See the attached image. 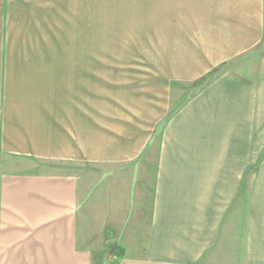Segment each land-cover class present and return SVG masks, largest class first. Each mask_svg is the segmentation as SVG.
<instances>
[{"label":"crops","instance_id":"0c3cea01","mask_svg":"<svg viewBox=\"0 0 264 264\" xmlns=\"http://www.w3.org/2000/svg\"><path fill=\"white\" fill-rule=\"evenodd\" d=\"M107 3L154 16L153 53L100 55L97 26L69 19L100 0H0V264H212L245 203L230 264H264V0Z\"/></svg>","mask_w":264,"mask_h":264},{"label":"rangeland","instance_id":"374dc122","mask_svg":"<svg viewBox=\"0 0 264 264\" xmlns=\"http://www.w3.org/2000/svg\"><path fill=\"white\" fill-rule=\"evenodd\" d=\"M108 1L110 0H100L101 13L99 15L69 16V19H74L75 22L77 20L79 24L83 22L86 30L88 27H91V23L94 24V29L97 26L98 49L100 55L121 56L127 61L130 57H136L131 59V61L134 62L139 60V56L142 54L147 55L150 53V51L153 53L152 51L154 49H151L150 42L152 41L151 35L154 42L155 31H150V18H153L154 16L106 13L113 10L108 8L110 6L107 3ZM151 46L153 47L154 45L152 44ZM259 54H261V52H256L255 54L242 57L240 60L225 64L215 73L211 74L210 77L201 79L194 84H182L177 86L176 89L178 93L176 94L177 97H175V107L183 104L184 101H186L195 91L200 89L209 81L215 79V77H217L220 73L230 69L244 71L246 68H248V66L256 64L260 56ZM263 158L264 151L261 153L258 161H261ZM52 166L56 167L54 164H52ZM57 168L77 173L91 170V168L87 166H79L74 164L62 166L57 165ZM147 179H149V176H147ZM147 187L148 186H145V188L141 187V193L143 195H141V197L145 199L143 202L145 206L143 207L146 209L143 211V213H141L142 216H147V210H149L150 190ZM237 208L234 206L233 211L229 212L228 216L225 218L220 231L217 233L211 246L207 250L203 261L210 262L212 264H230L232 262L239 261L242 225L244 227V221L247 213L246 203L243 207V212L239 211L238 206ZM241 214L243 222H241ZM140 242L141 240H139V243ZM142 245L143 243L140 246L142 247ZM107 254L111 255L109 250Z\"/></svg>","mask_w":264,"mask_h":264},{"label":"trees","instance_id":"16d2710c","mask_svg":"<svg viewBox=\"0 0 264 264\" xmlns=\"http://www.w3.org/2000/svg\"><path fill=\"white\" fill-rule=\"evenodd\" d=\"M111 249L113 250L111 254L112 256L120 257L123 253L117 245L112 246Z\"/></svg>","mask_w":264,"mask_h":264}]
</instances>
